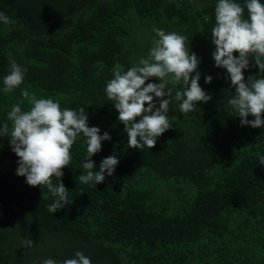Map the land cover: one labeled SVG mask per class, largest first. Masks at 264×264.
Instances as JSON below:
<instances>
[{"label": "trees", "instance_id": "obj_1", "mask_svg": "<svg viewBox=\"0 0 264 264\" xmlns=\"http://www.w3.org/2000/svg\"><path fill=\"white\" fill-rule=\"evenodd\" d=\"M234 2L248 19L246 0ZM217 3L0 0V13L13 21H0V223L15 222L17 230L0 231V264H42L47 258L62 264L77 251L92 264H264V165L259 161L264 127L241 126L228 103L235 87L227 70L209 56L215 50ZM154 29L187 38L186 47L200 60L199 85L212 99L181 113L182 100L174 97L186 85L166 77L173 89L168 112L173 126L155 147L133 149L105 89L117 66L127 71L148 57L158 39ZM10 59L26 72L23 83L6 93ZM249 59L245 80L264 78V70ZM209 75L213 79L205 83ZM159 82L151 77L144 86ZM23 90L58 101L61 110L83 107L88 126L110 134L90 158L93 171L110 155L119 159L104 182L81 183L88 153L87 137L79 134L60 178L68 202L55 213L48 207L58 197L47 185L30 186L16 174L19 157L10 146L8 112L17 103L30 110ZM51 179L58 184L59 178ZM11 234L21 237L20 246L7 241ZM29 239L31 247L23 243Z\"/></svg>", "mask_w": 264, "mask_h": 264}, {"label": "clouds", "instance_id": "obj_2", "mask_svg": "<svg viewBox=\"0 0 264 264\" xmlns=\"http://www.w3.org/2000/svg\"><path fill=\"white\" fill-rule=\"evenodd\" d=\"M248 19L243 18L244 7L234 0H218L215 8L216 26L212 29L211 40L215 46L212 57L215 66L227 70V79L235 87L228 103L240 117L241 126L264 127V78L249 76L245 80L244 70L250 66L249 57L254 58L259 70H264V3L261 0H246ZM0 21L10 24L13 21L0 13ZM158 39L147 58H141L139 64L124 71L117 66L113 70L114 78L106 84V96L113 101L118 111V120L123 123L128 135V145L133 149L155 147L157 138L169 130L172 119L169 118V106L172 103L173 89L168 87L166 77L171 76L173 84L183 81L186 88L175 92V99L182 100L181 113L194 111L197 102H209L212 97L199 85L200 73L197 70L200 60L195 52L186 47V37L176 32L166 33L154 29ZM239 53L238 57L234 56ZM10 72L4 78V91L10 92L24 81L26 69L14 59L9 60ZM195 73V75H191ZM155 77L160 82L147 83ZM213 77L206 76L205 83H211ZM24 100L32 105L29 111H22L21 104L12 106L8 119L13 122L10 132L11 150L19 157L16 174L26 178L30 186L47 185L48 191L58 197L48 210L52 213L63 208L68 202V190L62 180V169L71 161L70 149L79 134L87 137L88 156L82 167L85 170L79 176L81 183L95 182L96 185L112 176L119 164L115 155L104 158L99 171L90 158L101 151L102 141H108V132L100 135L98 127L88 126V116L83 107L78 110H61L58 101L51 98L37 99L27 90L21 92ZM158 100V106H157ZM147 104V107H145ZM252 116L254 119L249 120ZM139 120L137 121V118ZM3 133H9L8 124L3 125ZM264 165V156L259 157ZM59 178L53 185L52 177ZM31 247V239L23 242ZM42 264H60L52 258ZM62 264H92L90 258L77 251L75 258L66 259Z\"/></svg>", "mask_w": 264, "mask_h": 264}, {"label": "rangeland", "instance_id": "obj_3", "mask_svg": "<svg viewBox=\"0 0 264 264\" xmlns=\"http://www.w3.org/2000/svg\"><path fill=\"white\" fill-rule=\"evenodd\" d=\"M210 58H212V55H209ZM2 230H5L4 232H15L16 230V223L12 222V221H3L2 223H0V231L2 232ZM12 237H8L7 241L8 242H13L14 245H18L20 246L22 244V239L19 235H14L11 234Z\"/></svg>", "mask_w": 264, "mask_h": 264}]
</instances>
